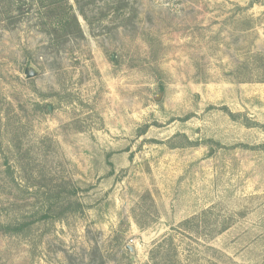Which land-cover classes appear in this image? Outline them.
<instances>
[{
    "label": "rangeland",
    "instance_id": "374dc122",
    "mask_svg": "<svg viewBox=\"0 0 264 264\" xmlns=\"http://www.w3.org/2000/svg\"><path fill=\"white\" fill-rule=\"evenodd\" d=\"M85 14L0 0V264H264V0Z\"/></svg>",
    "mask_w": 264,
    "mask_h": 264
},
{
    "label": "trees",
    "instance_id": "16d2710c",
    "mask_svg": "<svg viewBox=\"0 0 264 264\" xmlns=\"http://www.w3.org/2000/svg\"><path fill=\"white\" fill-rule=\"evenodd\" d=\"M25 3H28L30 6L35 4H44V5H62L67 0H23ZM78 13L85 17V7L92 2V0H74ZM252 2L249 3L251 5ZM24 223L19 222L18 220L8 221L6 223H0V230L4 232H14L17 233L21 231L24 227Z\"/></svg>",
    "mask_w": 264,
    "mask_h": 264
},
{
    "label": "water",
    "instance_id": "95a60500",
    "mask_svg": "<svg viewBox=\"0 0 264 264\" xmlns=\"http://www.w3.org/2000/svg\"><path fill=\"white\" fill-rule=\"evenodd\" d=\"M24 74H25V77H26V78H29V77L34 76V75L36 74V71H35L31 66H29L28 68H26V69L24 70ZM130 250L132 251L133 248L130 247Z\"/></svg>",
    "mask_w": 264,
    "mask_h": 264
}]
</instances>
